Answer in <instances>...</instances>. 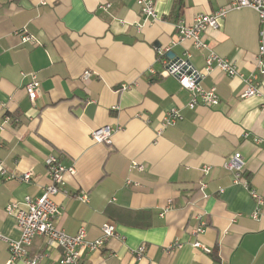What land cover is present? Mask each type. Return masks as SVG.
I'll use <instances>...</instances> for the list:
<instances>
[{
  "label": "crops",
  "instance_id": "crops-1",
  "mask_svg": "<svg viewBox=\"0 0 264 264\" xmlns=\"http://www.w3.org/2000/svg\"><path fill=\"white\" fill-rule=\"evenodd\" d=\"M152 1L156 19L141 14L138 0H0V123L11 119L0 133V161L10 174L35 176L27 183L0 174V234L19 238L7 206L43 194L50 184L46 159L53 155L73 170L55 198L62 209L56 227L72 236L85 227L94 241L111 223L124 238L84 251V264H264L258 14L229 11L218 29L202 33L208 49L198 50L192 42H177L178 22L191 24L234 0ZM24 31L36 41L24 43ZM159 48L169 50L162 59L189 55L199 71L212 51L245 77L256 75L261 95L242 97L244 81L215 70L200 84L217 88L220 105L190 110V93L176 78L159 76ZM31 75L41 85L35 102L25 88ZM173 109L183 118L162 128ZM106 126L111 142H94L91 132ZM236 152L245 160L249 189L263 199L257 219V200L224 168ZM133 163L144 170L132 169ZM84 194L88 203L78 200ZM201 224L204 232L195 234ZM47 244L36 237L29 256L59 264L60 249ZM141 246L138 259L134 251ZM8 259L0 238V264Z\"/></svg>",
  "mask_w": 264,
  "mask_h": 264
},
{
  "label": "built area",
  "instance_id": "built-area-1",
  "mask_svg": "<svg viewBox=\"0 0 264 264\" xmlns=\"http://www.w3.org/2000/svg\"><path fill=\"white\" fill-rule=\"evenodd\" d=\"M138 5L147 19H156L157 13L154 2L152 0H138ZM242 8L253 9L259 17V50L256 57L257 65L260 74L264 75V66L262 58L264 56V0H234L228 7L221 8L212 14H201L197 16L193 23L188 24L180 20L176 25L177 42H192L198 50L208 49V45L202 40V33L208 28L218 29L220 21L231 10ZM24 43L35 42V38L25 31L22 33ZM158 53V61L162 63L163 70L159 74L162 77H174L179 82L182 89L190 93L191 99L187 105L190 110H195L198 106L218 107L220 98L217 93V88L214 86L209 90L201 86V81L206 79L213 71L219 70L229 77H240L246 85L242 97H253L261 95L260 85L256 75L245 77L239 73L235 63L224 59L214 52H210L205 61V68L201 71L196 70L189 60V55L184 58L177 59H162L168 49H156ZM151 74H155L153 69ZM89 74H86V78ZM30 81L25 86L29 99L33 102L38 99L41 92V85L36 75H31ZM183 118L180 110L173 109L168 112L162 119V128L175 126ZM10 117L6 116L5 121L0 123V133L6 128V124L10 121ZM15 119V122H18ZM113 131L109 126L101 127L91 132V138L96 143L109 144L111 142ZM48 176L50 184L44 189L40 197L33 198L25 197L21 202L14 201L7 206L8 214L16 219L17 228L20 236L18 239L2 238L8 246L9 259L5 264H17L23 261L25 264H40L43 255L29 256V247L32 245L36 237H44L47 245L58 246L61 251V259L59 264H84L82 255L84 251L94 252L101 249L112 238H120L117 227L114 224L106 223L102 226V236L94 241L87 239L85 227L79 229L74 236L67 234L55 225L56 217L61 214V207L55 201L56 196L63 192L65 186V176L68 173H73L72 169L65 167L57 157L51 155L46 159ZM245 160L241 153H234L229 160L224 163V168L231 171L234 175V181L237 184H242L249 189V182L243 178L245 172ZM132 169L144 170V166L138 163L131 165ZM209 170V169H206ZM0 174L5 180L18 179L27 183L35 180V176L31 171H26L21 175H13L8 172L6 167L0 161ZM250 194L257 200L258 209L254 213V218H259L260 208L263 204L262 197L252 189ZM66 193V192H65ZM78 200L83 203L89 202L87 194L78 196ZM205 225L201 224L194 233L200 234L204 232ZM194 247H203L199 242L194 243ZM208 251V249H205ZM145 252V247L141 246L134 251L136 257L142 258Z\"/></svg>",
  "mask_w": 264,
  "mask_h": 264
},
{
  "label": "water",
  "instance_id": "water-1",
  "mask_svg": "<svg viewBox=\"0 0 264 264\" xmlns=\"http://www.w3.org/2000/svg\"><path fill=\"white\" fill-rule=\"evenodd\" d=\"M169 56H172V55H170V53H169Z\"/></svg>",
  "mask_w": 264,
  "mask_h": 264
}]
</instances>
